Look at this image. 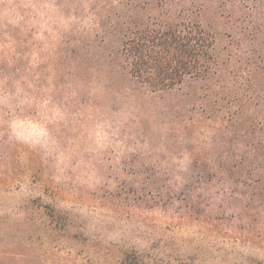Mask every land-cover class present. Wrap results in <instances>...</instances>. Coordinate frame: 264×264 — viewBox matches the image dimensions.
Listing matches in <instances>:
<instances>
[{"label":"rangeland","instance_id":"obj_1","mask_svg":"<svg viewBox=\"0 0 264 264\" xmlns=\"http://www.w3.org/2000/svg\"><path fill=\"white\" fill-rule=\"evenodd\" d=\"M20 13L41 55L53 37L87 26L83 8L58 14L45 0L37 17L34 0H0V35L14 32ZM46 74L29 99L19 83L0 82V264H264V151L257 141L244 136L241 149L231 139L218 148L220 137L205 134L200 151H228L243 164L231 179L204 173L185 181L175 148L181 140L168 130L179 99L164 95L145 106L141 90L112 80L109 96L91 80L53 95L56 81L44 88ZM248 82L242 96L254 90Z\"/></svg>","mask_w":264,"mask_h":264},{"label":"trees","instance_id":"obj_2","mask_svg":"<svg viewBox=\"0 0 264 264\" xmlns=\"http://www.w3.org/2000/svg\"><path fill=\"white\" fill-rule=\"evenodd\" d=\"M34 1L38 17L45 0ZM51 1L58 14L69 6L71 10L83 8L87 26L53 37L47 54L41 55L43 48L32 42L29 17L20 13L14 32L0 35L9 46L7 50L4 46V57H0V82L19 83L29 99L33 90L42 89L36 86L40 81L36 78L46 71L44 88L50 90L48 81H56L51 85L53 95L57 89L64 92L67 84L91 80L104 85L101 93L109 96L112 88L107 83L112 80L141 90L145 106L164 95L179 99V105L170 110L175 117L168 121V130L180 137L175 148L184 158L185 181L202 179L204 173L231 179L234 169L243 164L228 151H200L205 134L220 137L218 148L231 139L236 149L250 136L264 151V106L259 104L264 101V0ZM28 59L34 68L28 66ZM26 70L32 73L30 79L24 77ZM248 81L254 90L242 96L241 87ZM1 92L13 95L12 91ZM52 98L49 95L45 100ZM191 100L199 111H189L186 102ZM210 142L212 150L216 143Z\"/></svg>","mask_w":264,"mask_h":264}]
</instances>
